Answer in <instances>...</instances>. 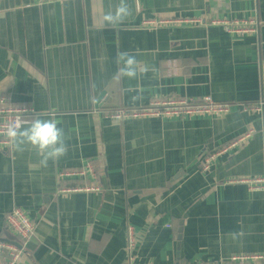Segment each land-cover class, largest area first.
Here are the masks:
<instances>
[{
    "label": "crops",
    "instance_id": "crops-1",
    "mask_svg": "<svg viewBox=\"0 0 264 264\" xmlns=\"http://www.w3.org/2000/svg\"><path fill=\"white\" fill-rule=\"evenodd\" d=\"M120 3L0 0V96L32 107L33 121L55 120L66 146L44 167L30 144H0V239L16 242L5 218L19 207L35 228L15 264L264 255V190L226 183L264 179V113L108 117L172 98L264 101V0H125L121 22L101 23ZM217 18L254 19L258 30L237 35L204 25ZM164 19L202 23L158 24ZM121 52L135 57L136 77L117 78ZM95 83L107 90L97 105ZM92 173L97 190L62 191L94 184Z\"/></svg>",
    "mask_w": 264,
    "mask_h": 264
},
{
    "label": "built area",
    "instance_id": "built-area-1",
    "mask_svg": "<svg viewBox=\"0 0 264 264\" xmlns=\"http://www.w3.org/2000/svg\"><path fill=\"white\" fill-rule=\"evenodd\" d=\"M44 1V0H41ZM70 1V0H63ZM190 22V23H202L201 19H164L158 22L169 23V22ZM215 25L221 27L225 32L229 34L237 35H253L257 33L258 23L254 19H223L217 18L209 23H205V26ZM231 108H235L236 111L241 113H247L252 111H258L264 113V101H258L256 104L245 105L238 103H221L213 100L210 96H203L199 100H191L185 98L169 99L164 101H155L151 103L149 108L146 109H114L108 111V117L111 119H124V118H135V117H146V116H161L170 114L180 115H199V114H224L227 113ZM35 111L32 107L25 104L12 103L5 95L0 96V144L10 145L11 140L5 134L7 128L15 123H19L21 127L23 125L31 124L33 122V116ZM253 130L238 137L233 141L227 148L236 145L237 143L249 138ZM213 155L205 159L203 168L209 167V163L212 161ZM91 172V170H89ZM85 169L73 172H65L66 175L77 174L83 176ZM94 178V184H84L75 189H63L65 190H76V191H95L97 190L95 173H92ZM226 183H242L252 189L264 190V179L259 177L250 178H238L228 179ZM6 225L11 229L13 234L16 236V242L6 241L0 239V264H15L21 256V252L27 246L28 242L32 238L35 228V222L33 215L24 209L19 207L14 208L5 218ZM134 235L132 229L127 231V243L128 247L133 246ZM186 264H264V255L261 254H245L239 253L234 254L226 259L219 262H193Z\"/></svg>",
    "mask_w": 264,
    "mask_h": 264
},
{
    "label": "clouds",
    "instance_id": "clouds-1",
    "mask_svg": "<svg viewBox=\"0 0 264 264\" xmlns=\"http://www.w3.org/2000/svg\"><path fill=\"white\" fill-rule=\"evenodd\" d=\"M128 15V7L125 0H121L120 6L114 13H107L100 19L101 23L115 24L121 22ZM118 61L122 62L117 70V78H134L137 75L136 59L127 52H121ZM145 68L143 71H147ZM12 141L13 147L20 150L23 144L33 146L37 154L41 156L40 164L46 167L49 159L55 160L66 153L64 133L57 126L55 120H34L30 126L22 128L19 123L10 125L5 133Z\"/></svg>",
    "mask_w": 264,
    "mask_h": 264
},
{
    "label": "water",
    "instance_id": "water-1",
    "mask_svg": "<svg viewBox=\"0 0 264 264\" xmlns=\"http://www.w3.org/2000/svg\"><path fill=\"white\" fill-rule=\"evenodd\" d=\"M94 95L96 97V105L99 103V101L101 100V98L106 95L107 93V90H106V85L105 83L104 84H101V83H95L94 85Z\"/></svg>",
    "mask_w": 264,
    "mask_h": 264
}]
</instances>
